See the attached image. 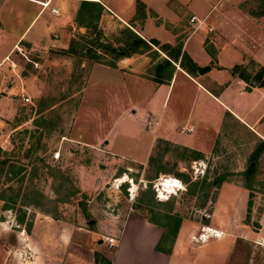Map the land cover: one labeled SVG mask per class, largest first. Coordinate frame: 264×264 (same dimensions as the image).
I'll use <instances>...</instances> for the list:
<instances>
[{
  "label": "rangeland",
  "instance_id": "1",
  "mask_svg": "<svg viewBox=\"0 0 264 264\" xmlns=\"http://www.w3.org/2000/svg\"><path fill=\"white\" fill-rule=\"evenodd\" d=\"M150 1L157 8L162 3V0H140ZM42 3L0 0V63L9 72V75L0 74V87L17 88L21 97L14 116L0 130V264H47V259L54 256L37 249V244L42 248L43 240L45 247L50 244L58 250L61 246L58 230L44 231L41 236L33 230L36 224L42 230L43 222L50 218L57 219L72 232L90 231L93 239L104 240L106 236L114 238L112 233H117L125 214L132 209L164 226L158 225L167 230L166 241L162 243L167 246L179 230L190 240L198 241L207 234H217L204 226L210 220L221 183L231 182L246 188L251 203L253 192L263 198L261 143L250 140L238 123L226 117L215 136L211 137V131L201 127L190 134L180 133L178 123L185 121L192 99L196 109L200 104V99L195 102L192 96V85L177 78L163 102V90L159 89L153 96L155 87L149 81L122 80L112 71L95 70L112 60L111 53L104 54L98 44H115L117 39H124L121 27L104 18L102 26L107 24L100 25L103 28L100 30L93 16L87 22L100 30L97 36L95 32L86 33L84 27L78 31L75 17L78 25L71 23L72 30L70 2L60 0V5L55 6L56 14H50L46 5L45 12L35 17L38 9L45 8ZM135 5L133 9L140 12L136 18L140 19L139 25L145 17L153 20L146 22L149 31L146 33L159 37L163 33L177 34L168 42L164 41L166 37L160 41L148 38L167 56L176 54L184 36L194 29L187 15L166 18L151 13L145 6L142 9L137 0ZM206 7L209 11L206 22L213 28L209 33L218 34L219 39L233 33V25L240 27L241 41L249 47L263 38L264 16L259 12L264 9V0H208ZM33 18L26 37L42 39L39 26L45 19L56 20L63 25L65 33L72 30L67 46L74 39L92 53L97 49L94 54L100 56L97 59L101 63H90L93 54H87L78 45L68 56L58 52L64 48L49 47L44 41L31 46L24 41L23 34ZM158 27L161 29L156 30ZM51 30L48 27L47 36L53 38ZM209 40L211 37L207 38L208 50L213 49ZM156 54L150 51L149 55L153 58ZM250 61L245 66H236L252 75L257 66H251ZM22 96L29 100L24 102ZM153 101L160 106L156 109L161 121L154 128L155 132L159 128L158 135L160 131L172 132L184 145L192 137H211L207 152L158 139L148 154L144 134L149 130L148 124L132 120L126 114L130 107L149 111L150 106L154 107ZM248 164L252 167L250 174L246 171ZM160 182L169 185L161 186ZM261 199L255 202L252 219ZM249 212L246 207L243 221H249ZM200 234L204 237H199ZM230 261V264H264V247L237 240Z\"/></svg>",
  "mask_w": 264,
  "mask_h": 264
},
{
  "label": "crops",
  "instance_id": "2",
  "mask_svg": "<svg viewBox=\"0 0 264 264\" xmlns=\"http://www.w3.org/2000/svg\"><path fill=\"white\" fill-rule=\"evenodd\" d=\"M35 1L47 2L49 9L54 8L56 13L58 11L55 6L59 4L60 0ZM63 1L70 2L68 8L71 21L69 24L71 29L74 30V25L72 24L78 25L74 20L81 0H61V3ZM87 1H94L101 7L97 17V28L100 27V30L103 29L101 28L102 20L105 22L106 18H109V21L117 23V27H121L120 29H128L148 43L150 41L148 38H155L160 41L161 38L166 37L164 41L168 42L177 37L175 32L166 34V36L163 33L161 37L154 33H146L148 31L146 22L153 20L150 17H145L143 18L144 22L139 25L137 21L140 19L136 18L137 15L140 16V12L133 9L136 6L135 0ZM137 1L139 4L141 3L142 9H144L143 6L150 8L151 13L158 16L161 15L168 18V16L173 15H187V21L193 25L194 29L187 36H184V41L181 42L178 49L179 55L177 59H173V57L169 59L155 45L149 43L151 48L147 52L131 53L126 57L117 59L113 68L99 66L95 70L112 71L115 74L114 76H119L122 80L127 78L149 81L155 87L153 96L159 89L163 90V102L167 92L171 87L173 88L177 78H180L182 82L187 81L193 86L192 96L195 102L200 99V104L196 109L195 106H192L194 101L192 99L191 107L184 117L185 121L178 123L180 133L190 134L196 127H201V129H209L212 137L221 130L225 120L231 118L245 130V133L251 138L250 140L257 141L264 146V86H251L239 78L237 74L231 73V68L234 65L245 66L249 60L264 68V36L258 43L249 47L244 41H241V30L238 25L232 26L233 33L236 35L228 33L223 40L219 39L218 34L215 36L214 33H209L213 28L209 22H206V17L209 15L208 7H206L208 0H162L158 8L152 1L147 3H142L140 0ZM47 7L38 9L34 16L41 15ZM48 11L52 14L50 10ZM189 16H194L196 21L190 22ZM34 18L24 30L25 42L30 43L31 46L35 45V47L39 46L42 41L49 47H67L68 36H70L69 34L72 30L65 33L63 25L60 26V22L56 20L47 22L45 19L43 25L39 26L38 31L41 29L42 39H36L37 37L33 35L26 37ZM106 24H103V26L106 27ZM48 27L53 29L51 30L53 38L50 35L47 36ZM77 28L79 31L82 26L79 24ZM160 29L161 27H158L156 30ZM210 37L211 40L209 41H211L210 45L213 49L208 50L206 49L209 46L207 38ZM150 51L157 52L159 56L156 54L152 58L149 55ZM182 54L185 58H190L191 60H189L195 66H208V69L202 73L185 71L180 64ZM158 59H161V61L157 62ZM166 61H169V64ZM6 68V66L3 67V62H1L0 74L9 75L7 74L9 73L8 68L7 72L3 73V69ZM151 70L153 71L151 74L144 75L146 72H151ZM91 73H93L92 70ZM20 100L21 97H18L17 88L12 86L0 87L1 131L14 116L16 103ZM154 101L152 103L154 104L153 109L150 106L151 112L150 110L145 111L144 109H137V107H134V109L130 107L129 112L126 114L132 120H139L141 123L148 124L147 128L149 130L147 134L144 133L147 137L148 154L158 139L174 143L179 142L181 145H186L201 153L207 152L211 137L209 139H196L195 137L193 139L192 137L184 145L179 141L178 135L172 132L167 134L160 131L158 135L159 128H157L156 132L154 128L157 126V121H161L159 112L156 109H159L160 106L159 102L155 105L156 102ZM137 115L140 117L139 119H137ZM182 126H191L192 129L184 133L180 131ZM253 193L249 212L250 218L248 222H245L243 219L247 207V189L231 182L221 183L217 189L208 225H203L204 228H211L217 234H207L206 238L198 241L190 240L187 238V234H181L179 230L173 242L164 246L169 249L168 252L156 250V245L159 243L163 229L132 209H129L125 214L117 233H112L115 239L112 246H108L106 241L101 238L93 239L90 231L72 232L57 219L52 218L43 222L42 227H40L42 230L36 224L33 231H35L37 236H41L44 231L58 230L57 233L61 245L58 250H55L50 244L45 247L43 240L40 241L42 248L37 244V249L47 251L49 255L52 253L54 256L52 259H47V264H94L95 253L100 254L109 264H230L231 255L237 240L250 241L255 245L264 247V193H261L262 199L260 198V193L258 195H256V192ZM260 199L259 208L256 209L255 218L252 219L251 213L255 202ZM104 247L110 248L111 251L107 252Z\"/></svg>",
  "mask_w": 264,
  "mask_h": 264
},
{
  "label": "trees",
  "instance_id": "3",
  "mask_svg": "<svg viewBox=\"0 0 264 264\" xmlns=\"http://www.w3.org/2000/svg\"><path fill=\"white\" fill-rule=\"evenodd\" d=\"M100 9H101V7L97 3H95L94 1L81 0L80 4L78 6V9H77V13H76V21L79 24L84 23V24H80V25L85 28L86 33H89L91 31V32H95V34L97 36L100 35L101 32L99 29L96 28V25H92V24L87 22L93 16L95 18H97L99 15ZM253 13L254 12L251 11V14H253ZM259 14L264 16V9H262L261 12H259ZM88 29H90V30H88ZM87 31H89V32H87ZM122 34L125 35V38L122 40L117 39V41H115V44H113V43L112 44L106 43L105 45L98 44V47L101 48V50L104 54L105 53L106 54L111 53V55H112V60L110 62L103 63V64H106L108 67H112V68L115 67V61L117 59L122 58V57H126V56L130 55L131 53L147 52L151 47L149 43L153 44V42L149 41V43H148L147 41H145L141 37L137 36L136 34H134L132 31H130L128 29L122 30ZM77 45L79 46V49L84 48L83 51H85L87 49L86 47L82 46L81 44H78V42H76L74 39H71L68 43V46L64 49L58 50V52L61 53L62 56H68V55L75 52V50H76L75 47L78 48ZM89 45L87 44V46H89ZM153 45H155V44H153ZM96 50L97 49H93V52L95 53ZM85 52L87 54H93L90 57V60H91L90 63L91 62H92V64L93 63H101L97 59L100 56H97V54L92 53L91 49L86 50ZM98 55H100V54L98 53ZM178 55H179V50H177L176 54H174L173 56H171V57L167 56V57L169 59H171L172 57H173V59H177ZM184 59H186V58L182 54L180 57V64L185 69V71H187L189 73L194 71V70L202 73L208 69V66H205V67L195 66V64H193L189 59L184 63V62H182ZM166 63L169 64V61H166ZM250 63H251V66H253V65L257 66V70L252 75H250L249 72H247L246 70L242 69L241 66H236V65L231 68V73L237 74L238 77L241 78L242 80H244L245 82L249 81L251 86H264V68L261 66H258L257 64H255L252 61H250ZM156 77H158V76H156ZM246 171L249 174L252 172V167L250 166V164H248ZM245 187L248 188V186H246V185H245ZM250 196L251 195L249 194V197ZM250 203L251 202H250V198H249L247 200V211H249V209H250ZM148 221H152V220L148 219ZM158 225L163 226L162 224H158ZM163 228H164V226H163ZM166 231H167L166 229L163 230L161 238L159 239V243H157V245H156V250H158V251H164V252L169 251V249L167 247L165 248L162 245V243L164 244V242L166 241ZM171 243H172V238H170L168 245H170ZM94 255H95L94 256V258H95L94 264H109L108 261L103 259V257L100 254L95 253Z\"/></svg>",
  "mask_w": 264,
  "mask_h": 264
},
{
  "label": "built area",
  "instance_id": "4",
  "mask_svg": "<svg viewBox=\"0 0 264 264\" xmlns=\"http://www.w3.org/2000/svg\"><path fill=\"white\" fill-rule=\"evenodd\" d=\"M46 5H47L46 2H43V3H42V6L45 7ZM49 10H50V12H52V13H56V10H55L54 8H50ZM189 21H190V22H194V21H196V19L194 18V16H191V17L189 18ZM198 23H199V22H198ZM22 100H23L24 102H27V101L29 100V98H28L27 96H22ZM191 129H192L191 126H187V127L182 126L180 131H181V132H184V133H187V132L191 131ZM161 183H163V182H160V185H161ZM161 186H162V185H161ZM157 190H158V188H157ZM199 237H204V234H200ZM104 240L106 241V243H107L108 246H112L113 243H114V241H115V239H114L113 237H108V236L104 237Z\"/></svg>",
  "mask_w": 264,
  "mask_h": 264
},
{
  "label": "bare ground",
  "instance_id": "5",
  "mask_svg": "<svg viewBox=\"0 0 264 264\" xmlns=\"http://www.w3.org/2000/svg\"><path fill=\"white\" fill-rule=\"evenodd\" d=\"M165 184H168L169 185V183H164V182L161 185L164 186Z\"/></svg>",
  "mask_w": 264,
  "mask_h": 264
}]
</instances>
